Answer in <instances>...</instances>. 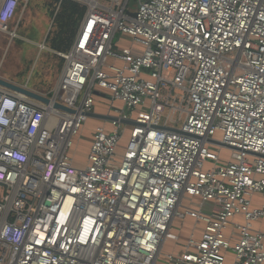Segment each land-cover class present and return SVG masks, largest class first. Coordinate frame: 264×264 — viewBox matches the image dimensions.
<instances>
[{"label":"built area","instance_id":"built-area-1","mask_svg":"<svg viewBox=\"0 0 264 264\" xmlns=\"http://www.w3.org/2000/svg\"><path fill=\"white\" fill-rule=\"evenodd\" d=\"M74 1L50 103L0 86V264H157L185 219L168 264H264V0ZM18 5L0 0L2 31ZM90 113L117 121L76 168Z\"/></svg>","mask_w":264,"mask_h":264},{"label":"rangeland","instance_id":"rangeland-1","mask_svg":"<svg viewBox=\"0 0 264 264\" xmlns=\"http://www.w3.org/2000/svg\"><path fill=\"white\" fill-rule=\"evenodd\" d=\"M25 4L22 3L17 17L14 22L9 23L7 26L6 32H11L14 29H18L19 35L23 38L26 36L35 35L34 29L31 26L33 22L37 21V25L40 22V28L43 34V30L45 27L49 26V22L51 20V14L46 12L44 9L45 4L50 3L51 0H28ZM58 5L53 4L51 9L52 13H55ZM50 9V10H51ZM45 15H44V14ZM38 31L40 32V30ZM54 29L50 31L52 33ZM38 34V33H37ZM4 47L6 48L4 53L0 55V77L15 82L18 85H23L24 82L28 79L29 76H32L33 84L32 89L38 92H49L55 83V80L58 76L59 70L61 68V58L57 55L53 54L50 50L49 52H42L35 47H29V51L25 52L22 50H26L23 42L19 40H13L12 43L8 40L3 41ZM9 43V44H8ZM48 47V46H47ZM138 51V50H137ZM25 52V53H24ZM24 53V54H23ZM173 92V91H172ZM173 92L172 95H174ZM119 106V104H116ZM95 112H104L105 108L101 107L100 102H96L94 106ZM183 120V115L181 113H177L173 118V122L177 124H181ZM101 122L88 119L85 123L83 130L81 131L82 139L78 144H74L73 150L71 151V157L73 159V165L76 168H83L86 165V156L89 148V134L92 133L94 128L100 125ZM124 126H122V129ZM126 130L128 127H125ZM220 135L216 134L215 139H219ZM127 141V135L125 134L121 140L119 150L122 151L125 147ZM210 150L219 154L221 161H226L229 157V152L226 149H222L216 146H210ZM192 221L185 219L184 221H175L172 232L177 235L184 234L188 235L189 231L192 228ZM178 251L176 244L170 241H166L162 247L161 256L157 261V264H168L164 260V256L168 253H175Z\"/></svg>","mask_w":264,"mask_h":264},{"label":"trees","instance_id":"trees-1","mask_svg":"<svg viewBox=\"0 0 264 264\" xmlns=\"http://www.w3.org/2000/svg\"><path fill=\"white\" fill-rule=\"evenodd\" d=\"M52 1L58 5V8L55 15L52 12L50 13L51 16H54V32L52 33V37L49 39V47L56 53H66L73 45L74 38L86 9L74 0ZM94 98L96 102L98 101L101 103L102 108H105L108 101L105 94L96 93ZM90 137L91 133L89 134V138ZM185 237L186 236L184 234L180 235V242L176 245L177 248L184 242Z\"/></svg>","mask_w":264,"mask_h":264},{"label":"crops","instance_id":"crops-1","mask_svg":"<svg viewBox=\"0 0 264 264\" xmlns=\"http://www.w3.org/2000/svg\"><path fill=\"white\" fill-rule=\"evenodd\" d=\"M30 1V0H29ZM24 3L25 4V1L24 0H19V5H18V8L16 10V15L14 17V19L12 20V22L15 21L16 17H17V14H18V11H19V8L21 6V4ZM53 1L51 0L50 3H47L45 4L44 6V9H46V12L48 13H51L53 9L50 10V8L53 7ZM57 11V10H56ZM55 11V13H56ZM54 13V15H55ZM44 14V13H43ZM45 15V14H44ZM51 17V20L49 22V26H47V28L45 27V30H43V33H46V34H43L42 36V32H41V29L40 28V22H39V25H37V21L36 22H33L32 23V27L34 29V33L35 35L33 36H26V38H23L19 35V32H18V29H14L13 31L11 32H6V31H2V29L0 28V55H2V53H4L5 51V47L3 46L4 42L3 41H10L12 43L13 40H19L21 42H23L24 44V47L26 50H22V51H25V52H28L29 51V47H35V48H38V50L40 51V53L42 52H49L51 49L49 47V39L52 37V33H50V31L52 30V28L54 29V26H53V21H54V16H50ZM10 22V23H12ZM9 25V24H8ZM42 27V26H41ZM38 29L40 30V32L38 31ZM38 33V34H37ZM75 39V38H74ZM74 43V42H73ZM9 44V43H8ZM48 46V47H47ZM73 46V45H72ZM72 48V47H71ZM70 48V49H71ZM50 49V50H49ZM24 52V53H25ZM53 54H55V52L52 50L51 51ZM23 53V54H24ZM56 55V54H55ZM61 60V59H60ZM61 68L59 70V73H58V76L55 80V83L53 85V88L56 86L57 84V81H58V78L61 74V70H62V66H63V61L61 60ZM9 81V80H8ZM12 82V81H11ZM15 83V82H13ZM17 84V83H15ZM32 84H33V80H32V76H29L28 79L26 80V82H24L23 85L21 86H26L27 88H29L32 92H35V93H38L40 95H48L52 90L53 88L45 93V92H38V91H35L33 90L31 87H32ZM264 204V196H256L255 199H254V205L255 206H260V205H263ZM189 220V219H188ZM254 228L257 229V230H260V231H263L264 230V219L258 221L255 225H254ZM177 235V234H176ZM178 237L180 238V236L178 235ZM187 237V236H186ZM185 237V238H186ZM185 241V239H184ZM180 241L178 242H175V244L177 245ZM181 248V244L179 245L178 247V251L179 249Z\"/></svg>","mask_w":264,"mask_h":264},{"label":"water","instance_id":"water-1","mask_svg":"<svg viewBox=\"0 0 264 264\" xmlns=\"http://www.w3.org/2000/svg\"><path fill=\"white\" fill-rule=\"evenodd\" d=\"M0 86L3 87V88H6L8 90H11L13 92L22 94V95H24L27 98H30L32 100L41 102L43 104H49L50 103V99H48L47 97H44V96L39 95V94H37L35 92H32L26 86H21V85L15 84V83H13L11 81H8V80H6V79H4L2 77H0ZM53 106L56 109H62L64 111H66V112H71V110L62 107V106H60L57 103H54ZM87 117L89 119H93V120H96V121H104V122H113V121L115 122V121H117L116 117H112V116H108V115H102V114H98V113H90V114L87 115ZM120 123H122L124 125L135 124V122H133V121H123V120H120ZM160 128L166 129L164 127H160ZM209 142L212 143V141H209Z\"/></svg>","mask_w":264,"mask_h":264}]
</instances>
